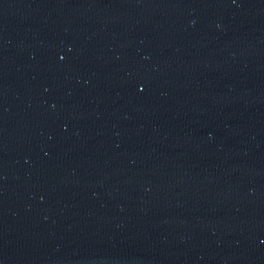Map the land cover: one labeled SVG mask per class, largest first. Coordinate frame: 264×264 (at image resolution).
I'll list each match as a JSON object with an SVG mask.
<instances>
[{"label": "water", "instance_id": "1", "mask_svg": "<svg viewBox=\"0 0 264 264\" xmlns=\"http://www.w3.org/2000/svg\"><path fill=\"white\" fill-rule=\"evenodd\" d=\"M0 264H264V0H0Z\"/></svg>", "mask_w": 264, "mask_h": 264}]
</instances>
